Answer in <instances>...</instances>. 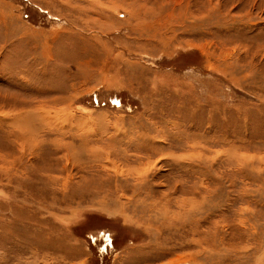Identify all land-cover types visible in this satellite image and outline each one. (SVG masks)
Listing matches in <instances>:
<instances>
[{"label":"rangeland","instance_id":"obj_1","mask_svg":"<svg viewBox=\"0 0 264 264\" xmlns=\"http://www.w3.org/2000/svg\"><path fill=\"white\" fill-rule=\"evenodd\" d=\"M0 264H264V0H0Z\"/></svg>","mask_w":264,"mask_h":264},{"label":"bare ground","instance_id":"obj_2","mask_svg":"<svg viewBox=\"0 0 264 264\" xmlns=\"http://www.w3.org/2000/svg\"><path fill=\"white\" fill-rule=\"evenodd\" d=\"M154 33V32H153ZM152 36H154V34H152ZM154 37H156V36H154ZM161 41L163 42V40H162V38H161ZM164 43V42H163ZM39 116V115H38ZM40 117V116H39ZM9 119V118H8ZM7 119V120H8ZM34 119H35V117H33L31 114H29V113H25V114H22V115H20V116H18V117H16L15 118V122H18L19 120H21V123L22 122H26L27 123V125H29L30 123H31V127H33V126H35L36 124H40L39 122H34ZM39 120H40V118H39ZM13 121V120H12ZM36 121H37V119H36ZM11 122V121H10ZM15 122L13 123V125L15 124ZM42 123H43V125L46 123V121H45V119L43 118V120H42ZM45 125H47V123L45 124ZM23 126V125H22ZM25 126V125H24ZM29 127V126H28ZM27 128V127H26ZM28 129H30V128H28ZM27 129V130H28ZM31 131H32V129H31ZM26 132V131H25ZM30 132V131H29ZM23 138H24V135H23ZM26 138V137H25ZM38 140V139H37ZM33 141L35 142V139L33 138ZM32 140H31V142H33ZM40 141V140H39ZM26 143H29V141L28 140H26L25 141ZM30 144V143H29ZM29 146V145H28ZM72 146V145H71ZM30 147V146H29ZM66 147L67 148H70L69 146H67V144H66ZM21 149H23V151H25L24 150V146L21 148ZM41 149V148H40ZM81 149H83V148H81ZM88 149V148H87ZM67 150H69V149H67ZM34 151V150H33ZM87 151V150H86ZM36 152V151H35ZM97 155V154H96ZM260 261H262L261 259H259ZM258 262V261H257Z\"/></svg>","mask_w":264,"mask_h":264}]
</instances>
